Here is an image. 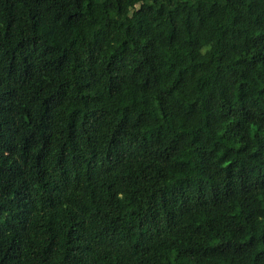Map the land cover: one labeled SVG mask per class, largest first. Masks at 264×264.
Instances as JSON below:
<instances>
[{
  "label": "trees",
  "instance_id": "16d2710c",
  "mask_svg": "<svg viewBox=\"0 0 264 264\" xmlns=\"http://www.w3.org/2000/svg\"><path fill=\"white\" fill-rule=\"evenodd\" d=\"M0 264H264V0H0Z\"/></svg>",
  "mask_w": 264,
  "mask_h": 264
}]
</instances>
